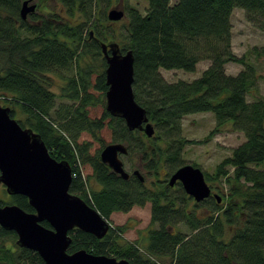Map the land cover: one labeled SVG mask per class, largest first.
<instances>
[{
	"label": "trees",
	"instance_id": "trees-1",
	"mask_svg": "<svg viewBox=\"0 0 264 264\" xmlns=\"http://www.w3.org/2000/svg\"><path fill=\"white\" fill-rule=\"evenodd\" d=\"M23 1L0 0V101L11 108L13 117L25 115L19 123L39 133L54 158L71 164L70 192L106 219L149 202L152 222L158 227L149 231L146 251L171 262L156 263L135 245L120 243L118 232L124 226L111 229L103 239L73 229L68 252L86 249L126 258L132 264H264V97L259 95L264 73L258 69L264 47L235 54L231 23L234 9L239 8L264 31V0H148L145 12L125 8L128 20L121 42L116 31L98 18L99 3L114 0H56L61 10L42 15L37 10L47 9L48 0H33L37 8L27 19L20 14ZM113 41L123 52H133V91L155 127L150 138L140 130H129L123 118L106 110L107 63L101 43ZM202 60L211 64L193 80L169 82L160 71H195ZM229 62L243 69L228 74ZM53 75L62 80L59 92L52 89ZM58 98L72 103H57ZM99 104L105 107L94 117L90 108ZM199 112H211L215 127L203 141L189 140L182 135V119ZM225 125L243 132L246 140L212 174L204 171L207 182L230 186L227 193L222 191L225 205L217 199L204 201L211 212L204 219L191 208L182 184H178L181 192L170 187L168 179H157L149 186L146 178L142 182L134 174L136 169L125 180L101 161L102 148L94 151L93 144L82 139L89 134L100 141L108 127L112 142L126 145L125 156L137 153L147 172L157 176L165 167L170 177L186 164L182 157L186 144L205 142ZM83 165L91 168L87 176ZM90 177L99 188L90 185ZM9 204L35 211L24 195H12ZM179 220L186 221L188 233L169 231ZM42 224L50 227L47 221ZM227 227L230 237H226ZM10 237L15 250L3 242ZM16 238L14 231L0 226V264H45L36 251L16 245Z\"/></svg>",
	"mask_w": 264,
	"mask_h": 264
},
{
	"label": "water",
	"instance_id": "water-1",
	"mask_svg": "<svg viewBox=\"0 0 264 264\" xmlns=\"http://www.w3.org/2000/svg\"><path fill=\"white\" fill-rule=\"evenodd\" d=\"M36 8L33 0H24L20 11L22 19H27ZM107 17L119 21L125 17V11L120 7L111 8ZM101 46L107 63L106 110L114 117L123 118L129 130H140L152 137L155 127L133 91V52H123L117 41L102 42ZM127 152L126 145L118 142L107 144L100 152L101 161L125 180L130 173L120 155ZM134 174L145 181L139 169ZM72 179L71 164L54 158L41 135L32 128H24L11 115V108L0 104V183L8 194L26 196L35 210L28 212L16 204L0 205V226L14 231L17 245L36 251L45 264H132L127 259L93 254L86 249L68 252L72 242L69 231L80 229L102 238L110 227L97 209L70 192ZM177 181L196 201L212 194L204 171L191 163L178 168L168 183L174 186ZM43 221L50 227L43 225Z\"/></svg>",
	"mask_w": 264,
	"mask_h": 264
},
{
	"label": "rangeland",
	"instance_id": "rangeland-1",
	"mask_svg": "<svg viewBox=\"0 0 264 264\" xmlns=\"http://www.w3.org/2000/svg\"><path fill=\"white\" fill-rule=\"evenodd\" d=\"M172 3L176 0H171ZM38 2V0H35ZM48 4V5H47ZM47 9L44 7L37 10L38 14H47L48 12L61 10V4H58L56 0L47 1ZM148 0H114L112 3L103 1L99 3V13L98 18L102 20L106 25L110 26L116 31V36L118 35V41L121 42V34L126 33L124 28V23L127 22L128 18L125 16L119 21H109L107 18V13L111 8L124 9L126 7L132 6L138 8L141 12H145ZM31 20V19H29ZM108 20V21H107ZM34 23V22H33ZM232 50L238 56L250 53L255 47L261 49L264 47V31L255 27L250 21L246 19L244 10L235 8L232 16ZM120 35V37H119ZM211 64L210 60L200 61L195 71H185L182 69H164L161 68L160 71L164 78L169 82H174L180 79L184 80H193L198 78L202 72L207 69ZM226 72L228 74L236 75L240 70L243 69V66L234 62H229L225 65ZM259 72L264 73V60L261 61V64L258 66ZM52 89L56 92H59V84L62 83V80L59 76H54ZM259 95L264 97V79L259 80ZM249 101H252L253 97L248 96ZM67 102L72 103V101L65 99H57V103ZM1 105L5 106L4 102H0ZM105 106L99 104L95 107L90 108V114L94 117H98L102 114ZM25 115L22 113H16L14 118L17 120H24ZM215 127V118L211 112H199L188 114L182 119V135L189 140L203 141L210 131ZM111 130L107 127L104 128L100 134L102 140H95L89 134H84L82 139L89 140L93 145L92 149L103 148L109 143H112ZM246 140L245 134L241 131H235L231 129V125H225L223 129L214 134L209 140L200 143L189 142L186 144L183 150L182 157L185 160V163H198L200 168L212 174L215 171L217 164H219L224 158L228 157L232 153V149L237 147ZM104 144V145H103ZM103 145V146H102ZM140 155L133 154L129 158L125 155H121V159L124 162L126 170L131 174L135 169H139L141 174L146 178L147 185H151L152 182H155L157 179L169 180L168 171L163 167L160 170V173L156 176L153 173L147 172V169L143 167L140 163ZM134 164V167L131 165ZM83 175L87 176L91 173V168L88 165H83ZM159 177V178H158ZM90 185L93 188H99L95 183L94 179L90 177ZM209 184L213 186L217 194L222 198V191H229V184L227 182L221 181H210ZM89 185V186H90ZM223 189V190H222ZM174 190L181 192L179 186L177 185ZM0 203L5 201V203H10L11 196L7 193L5 186L0 183ZM223 203V200L221 201ZM226 202L223 203L225 205ZM191 206H194V202L191 200ZM198 210H201L198 208ZM198 213V212H197ZM200 214V213H198ZM111 222L115 226H125V232L120 235L118 241L122 244L140 242V244L145 247L147 244L146 235L147 231L152 227H158L157 224H151V210L150 204L146 203L143 206H134L128 212H117L112 214L110 218ZM174 229L172 231L178 232L182 231L183 233H188L189 229L184 222H176L174 224ZM226 237H230V227H227ZM18 237L15 239L17 242ZM7 246H10L15 250L13 245V237L5 239L3 241ZM15 242V244H16ZM17 245V244H16ZM155 260H158L160 263H170V258L168 257H154Z\"/></svg>",
	"mask_w": 264,
	"mask_h": 264
},
{
	"label": "flooded vegetation",
	"instance_id": "flooded-vegetation-1",
	"mask_svg": "<svg viewBox=\"0 0 264 264\" xmlns=\"http://www.w3.org/2000/svg\"><path fill=\"white\" fill-rule=\"evenodd\" d=\"M0 102H4V101H0ZM4 103H6V102H4ZM1 104V103H0ZM5 106H7L6 104H5ZM24 128H26V127H24ZM121 155H124V154H121ZM121 155H120V158H121ZM130 176H131V174H130ZM170 178V177H169ZM207 181V180H206ZM181 184V182H179V181H177L176 183H175V185L174 186H170V187H172V188H175L178 184ZM208 184H209V182H207ZM169 184V183H168ZM179 186V185H178ZM209 186L211 187V190H212V194L209 196V197H206V198H204L203 200H201V201H196L195 200V198H193V197H191V196H189L190 197V199L194 202V206H192L191 208H194L195 209V213L197 214V216L200 218V219H204V218H206V217H208L209 215H211V212H210V208H208V205L207 204H205L204 203V201L205 200H214V199H217L218 200V202L219 203H222L221 201H222V198L217 194V192L214 190V188H213V186H211L210 184H209ZM182 187H183V185H182ZM6 188V187H5ZM184 189V188H183ZM7 191V190H6ZM215 194H217L218 196H216ZM10 195V194H9ZM10 196H12V195H10ZM5 202V201H4ZM149 203V202H148ZM150 204V203H149ZM223 204V203H222ZM0 205H2V206H4V205H7V204H0ZM190 206H191V201H190ZM198 208H200L201 210H198ZM150 210H151V205H150ZM130 211V210H129ZM200 213V214H198V213ZM115 213H117V212H115ZM114 214V213H113ZM103 216V215H102ZM112 216V215H111ZM111 216H110V218H111ZM104 217V216H103ZM105 218V217H104ZM106 219V218H105ZM108 222H109V224H110V227H109V230H108V232H107V234L110 232V230L111 229H116V227L117 226H115V225H113V223L111 222V220L110 219H106ZM178 222H184V221H181V220H179ZM186 225H187V223H186V221L184 222ZM151 224H153V225H155V224H157V223H153L152 222V219H151ZM158 225V224H157ZM125 227V226H124ZM175 227V226H174ZM174 227H169V231L170 232H174V231H172V229H174ZM187 227H188V225H187ZM153 229H157V227H154V226H152L148 231H147V235H146V240H147V243H148V239H147V237H148V234H149V231L150 230H153ZM189 229V228H188ZM125 232V228H123V231L122 232H118L119 233V235H121L122 233H124ZM106 234V235H107ZM105 235V236H106ZM104 236V237H105ZM104 237H102V238H98V239H103ZM97 238V237H96ZM130 244H133V245H135L136 247H138L139 248V250H140V252H142L145 256H149L151 259H152V261H155L156 263H160L158 260H155L154 259V257L152 256H150V255H148V253H147V251H146V245H145V247H143L141 244H139V245H137L136 244V242H132V243H130ZM109 256V255H108ZM111 257H115V258H117V256L116 255H111ZM118 260H121V259H126V258H117ZM128 260V259H127Z\"/></svg>",
	"mask_w": 264,
	"mask_h": 264
}]
</instances>
